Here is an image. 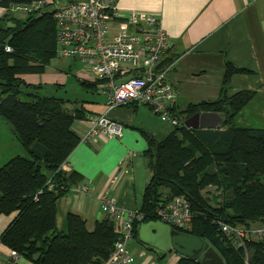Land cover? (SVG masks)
Listing matches in <instances>:
<instances>
[{"label": "trees", "instance_id": "trees-1", "mask_svg": "<svg viewBox=\"0 0 264 264\" xmlns=\"http://www.w3.org/2000/svg\"><path fill=\"white\" fill-rule=\"evenodd\" d=\"M30 1L0 0L6 11L0 17V120L10 127L22 152L0 165V214H15L0 244L31 264H105L120 237L109 218L88 230L81 216L68 213L65 231L57 229V204L81 181L79 174L61 166L79 144L73 125L86 120V113L81 103L41 95L39 86L20 78L43 74L59 58L53 12L22 18L9 12L12 5ZM161 66H168V60L162 59ZM243 73L226 64L217 99L190 103L178 111L171 108L180 125L170 127L164 138L141 131L149 179L133 239L139 225L157 221L158 207L183 195L191 214L185 233L203 240L223 264H244V251L235 249L219 227L222 223L248 228L264 221V129L236 121L255 93L228 91L231 77ZM98 82H80V87L96 89ZM71 105L74 108H68ZM199 113H216L222 123L212 130L187 129L185 120ZM208 188L215 196L206 195ZM246 250L248 264H264V242H249ZM177 264L202 263L180 258Z\"/></svg>", "mask_w": 264, "mask_h": 264}, {"label": "crops", "instance_id": "crops-1", "mask_svg": "<svg viewBox=\"0 0 264 264\" xmlns=\"http://www.w3.org/2000/svg\"><path fill=\"white\" fill-rule=\"evenodd\" d=\"M115 4L122 16L134 12L159 19L170 43V50L163 57L168 60L165 82L175 94L170 108L178 111L190 103L217 99L226 64H230L246 73L231 77L229 94L244 90L255 93L252 102L236 118L237 124L264 129V0H115ZM5 13L0 7V17ZM116 33L117 26L112 24L111 36ZM20 78L27 84L39 86L41 92H45L43 88L51 87L64 96L71 86L75 99L61 98L81 103L86 113V120L76 121L73 125L80 141L64 165L66 172L79 174L81 181L77 185L91 180L94 186L86 195L72 189L59 200L57 229L65 231L66 214L72 213L81 216L87 229L91 230L95 222L106 218L99 203L103 193L121 210H139L149 179L142 155L147 144L141 131L164 138L169 126L148 107L136 103L107 111V99L98 90L100 83L92 78L89 67L77 60H52L43 74H27ZM80 82L99 84L96 89H83ZM102 114L122 126V137H99L82 142L90 127L87 118ZM0 126L3 129L0 143L10 141L15 146V150L5 157L0 153L1 165L22 152L10 127L1 120ZM114 176L118 179L111 184ZM14 217V213L0 214V236ZM126 248L132 264H177L180 259L172 252L160 257L138 241V233ZM9 253L10 250L0 244V264L8 259ZM17 264L31 263L19 257Z\"/></svg>", "mask_w": 264, "mask_h": 264}, {"label": "built area", "instance_id": "built-area-1", "mask_svg": "<svg viewBox=\"0 0 264 264\" xmlns=\"http://www.w3.org/2000/svg\"><path fill=\"white\" fill-rule=\"evenodd\" d=\"M45 10L53 12L58 57L77 60L89 67L92 78L100 82V94L107 99V111L136 103L148 107L169 127L180 125L171 113L175 94L165 82L168 66H161L170 43L156 16L134 12L122 16L115 0H31L9 8L12 15L21 17ZM112 24L117 26L114 36H111ZM4 50L10 52L8 47ZM87 121L90 127L82 142L99 137H122V126L110 120L107 114L88 117ZM61 169L66 171L64 163ZM117 179L118 176L112 177L110 183L114 184ZM93 186V181L86 180L73 191L86 195ZM99 203L101 211L120 232L105 264H132L126 244L133 239L134 226L142 220L141 214L138 210L119 209L106 193L99 197ZM155 215L158 222L177 232L185 233L190 229V209L183 195L174 196L158 207ZM219 227L235 249L244 251V264H248L246 244L264 242V221L248 228L222 223ZM18 258L10 251L2 264H17Z\"/></svg>", "mask_w": 264, "mask_h": 264}, {"label": "water", "instance_id": "water-1", "mask_svg": "<svg viewBox=\"0 0 264 264\" xmlns=\"http://www.w3.org/2000/svg\"><path fill=\"white\" fill-rule=\"evenodd\" d=\"M221 123L222 118L216 113H199L185 120L184 125L192 130H212ZM137 233L138 241L160 257L172 252L182 259H198L202 264H223L218 254L203 240L177 232L161 222L141 224Z\"/></svg>", "mask_w": 264, "mask_h": 264}, {"label": "rangeland", "instance_id": "rangeland-1", "mask_svg": "<svg viewBox=\"0 0 264 264\" xmlns=\"http://www.w3.org/2000/svg\"><path fill=\"white\" fill-rule=\"evenodd\" d=\"M62 58H56V59H54V60H61ZM62 60H66V59H62ZM48 67V66H47ZM69 86V85H68ZM47 88V89H46ZM44 90H45V92H40L41 93V95H44V96H55V97H65V98H67V99H75V92L71 89V86L68 88V93L67 94H65V96H64V94L63 93H61V92H58V91H53L52 89H51V87L50 88H48V87H45V88H43ZM43 90V91H44ZM70 106H68V108H69ZM71 107H72V105H71ZM72 109V108H71ZM242 114H245V113H242ZM242 116H244V115H242ZM257 125V124H256ZM239 126H241V125H239ZM169 129H171L170 127H168ZM1 130H3L2 129V126H0V141L2 140V136H1ZM7 132V131H6ZM14 137V136H13ZM15 139V138H14ZM16 141V140H15ZM14 141V142H15ZM17 142V141H16ZM18 144V143H17ZM19 146V145H18ZM13 150H15V146L13 145V144H11L10 143V141L9 142H2V143H0V153L2 154V156L1 157H5L8 153H11V152H13ZM24 154V153H23ZM25 156V155H24ZM1 165H3V164H1ZM208 191V193L206 194V195H210V194H212L213 196H215V194H216V192H214V189H212V188H208L207 189Z\"/></svg>", "mask_w": 264, "mask_h": 264}]
</instances>
